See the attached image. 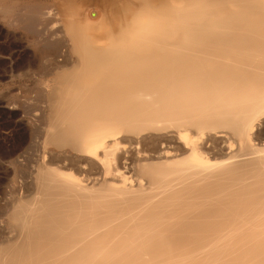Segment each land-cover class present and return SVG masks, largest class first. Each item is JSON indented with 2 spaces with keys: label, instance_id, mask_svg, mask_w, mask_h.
Wrapping results in <instances>:
<instances>
[{
  "label": "bare ground",
  "instance_id": "bare-ground-1",
  "mask_svg": "<svg viewBox=\"0 0 264 264\" xmlns=\"http://www.w3.org/2000/svg\"><path fill=\"white\" fill-rule=\"evenodd\" d=\"M0 38V264H264V0H0Z\"/></svg>",
  "mask_w": 264,
  "mask_h": 264
},
{
  "label": "rangeland",
  "instance_id": "rangeland-1",
  "mask_svg": "<svg viewBox=\"0 0 264 264\" xmlns=\"http://www.w3.org/2000/svg\"><path fill=\"white\" fill-rule=\"evenodd\" d=\"M1 42H2V39L0 38V43ZM3 46L4 48L0 50L2 51L0 53V59L8 65L9 70H7V73L10 74L12 72L10 68L14 64V57L12 55L13 49L10 47L8 48L7 45L6 46L3 45ZM11 62L13 64H11ZM5 79H6V76H5ZM14 119L15 118H14V114L12 111H9V114H8V110L0 106V149H1L0 151L10 148L11 146L14 145V142L16 143L17 141L18 136H17V131H15L16 128L14 126ZM5 164H6L5 161L3 159H0V167L2 166V168H4L5 166H7V164L6 165ZM8 177L10 176H8V174L7 175L5 174L3 177L0 178V202L1 203H4L3 199L5 200L6 198L7 200L10 197L9 192L11 191L9 190L11 186L5 180V178H7L8 180ZM5 192H7L8 194Z\"/></svg>",
  "mask_w": 264,
  "mask_h": 264
}]
</instances>
